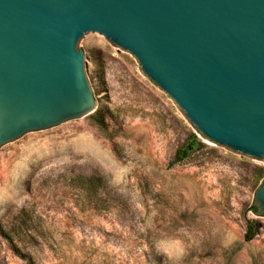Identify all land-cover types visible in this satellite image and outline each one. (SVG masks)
Segmentation results:
<instances>
[{
  "label": "rangeland",
  "instance_id": "1",
  "mask_svg": "<svg viewBox=\"0 0 264 264\" xmlns=\"http://www.w3.org/2000/svg\"><path fill=\"white\" fill-rule=\"evenodd\" d=\"M77 48L92 111L0 146V264H264V161L202 136L103 35ZM192 135L200 145L171 164ZM176 239L182 255L158 253Z\"/></svg>",
  "mask_w": 264,
  "mask_h": 264
},
{
  "label": "water",
  "instance_id": "2",
  "mask_svg": "<svg viewBox=\"0 0 264 264\" xmlns=\"http://www.w3.org/2000/svg\"><path fill=\"white\" fill-rule=\"evenodd\" d=\"M96 32L209 141L264 161V0H0V146L95 106L77 48ZM264 214V180L255 193Z\"/></svg>",
  "mask_w": 264,
  "mask_h": 264
},
{
  "label": "trees",
  "instance_id": "3",
  "mask_svg": "<svg viewBox=\"0 0 264 264\" xmlns=\"http://www.w3.org/2000/svg\"><path fill=\"white\" fill-rule=\"evenodd\" d=\"M196 144L200 145V142L196 138L195 135H192V138L189 142H186L185 144H183L182 146L177 148V150L174 154L173 161H171V164L182 162L183 159L190 154V150ZM94 177H96V176L91 175L90 177H88L86 179H87V181L92 182ZM253 209H254V207H253ZM256 230H257L256 222L252 221V220L247 221L246 225H245L244 239L245 240H251L254 237Z\"/></svg>",
  "mask_w": 264,
  "mask_h": 264
},
{
  "label": "clouds",
  "instance_id": "4",
  "mask_svg": "<svg viewBox=\"0 0 264 264\" xmlns=\"http://www.w3.org/2000/svg\"><path fill=\"white\" fill-rule=\"evenodd\" d=\"M157 251L162 256H167L169 259L183 253V247L181 241L176 240H162L157 245Z\"/></svg>",
  "mask_w": 264,
  "mask_h": 264
}]
</instances>
